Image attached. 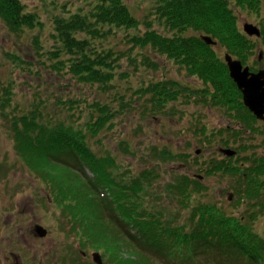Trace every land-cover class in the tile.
Returning a JSON list of instances; mask_svg holds the SVG:
<instances>
[{"label":"trees","instance_id":"trees-1","mask_svg":"<svg viewBox=\"0 0 264 264\" xmlns=\"http://www.w3.org/2000/svg\"><path fill=\"white\" fill-rule=\"evenodd\" d=\"M71 1L73 4L74 0ZM77 1L79 5L74 9L67 8V1L60 5L62 13L52 15L53 44L50 49L40 50L42 58L39 60L48 68L71 73L75 84L94 85L103 93L114 89V97L89 100L82 95L63 98L37 93L29 110L21 108L20 112H15V91L8 81L5 92H0V120L11 125L9 132L15 156H19L30 172L37 173L53 192L56 204L65 209L73 222L72 229L77 231L83 248L88 246L111 258L118 250L125 255L128 253L130 259L122 257L120 264H203L197 254H206L212 249L221 254L238 250L249 259L245 264H264V239L254 228V221L263 212L249 208L241 217L226 214L217 205L192 197L202 183L184 174L168 186L170 191L180 195L178 201L187 211V219L178 211L167 215L157 205L158 190L151 191L152 184L159 178L155 172L159 162L139 172L131 168L121 171L122 167L106 144L91 143V140L99 141L100 133L106 127H113L119 117H126L125 111L130 113L138 107L143 112L151 107V111L158 110L181 95L184 101L195 94L199 99L205 97L211 104L224 108L228 115L239 111L242 120L248 122L253 114L244 106L240 90L214 47L221 46L245 62L256 42L238 29V15L232 3L253 7L256 0H150L142 17L137 16L125 0ZM0 22L8 33L16 36L27 29L43 27L40 15L26 10L22 0H0ZM261 33L264 38V24ZM202 34L216 43H206ZM34 40L38 41L36 37ZM154 55H165L186 68L190 76L202 80V88L189 89L183 83L180 85L183 88H177L175 80L161 78L142 81L136 87L128 85L134 95L118 92L116 81L126 73L124 67L157 69L159 63ZM145 93L148 95L140 98ZM84 115L87 121L82 123L80 119ZM196 131L205 134L204 127ZM97 145L103 150L95 152ZM122 145L124 152L126 148L129 150V144ZM31 149L45 158L44 164ZM160 150L155 147L156 153L160 154ZM162 153L177 157L168 149H162ZM179 154L188 157V154ZM69 158L71 167L80 177L73 183L68 181L71 170L58 165V162L68 164ZM5 164L0 161V170ZM85 167L93 171V181L82 177ZM119 168L122 173L119 176L124 180L117 178L115 171L118 173ZM256 168L260 171L261 164L257 163ZM222 169L225 170V166H213V172ZM253 172L252 168L244 169L248 177ZM256 185L259 188H247L244 192L247 196H239L240 203L245 202L246 197L254 199L260 194L263 184ZM102 190L108 193L106 199L100 196ZM86 201H91V208ZM96 202L108 205L106 209L114 205L119 211L115 218L117 227L109 223L117 233H112L109 239L105 232L111 228L108 229L104 214L100 213L103 208ZM118 217L124 218V225L117 224ZM111 245L114 247H109ZM240 259L239 256L238 261Z\"/></svg>","mask_w":264,"mask_h":264},{"label":"rangeland","instance_id":"rangeland-1","mask_svg":"<svg viewBox=\"0 0 264 264\" xmlns=\"http://www.w3.org/2000/svg\"><path fill=\"white\" fill-rule=\"evenodd\" d=\"M67 1L69 2L67 8L74 9V7L79 5L77 0H74L73 4L71 0H22L26 10L40 15L43 27L33 30L27 29L19 36L8 33L3 28V23L0 22V92H5L3 90L4 87L8 85V81H11L15 91L13 107L15 112H20L21 108L29 110L35 97H37V93H40L44 97L54 94L63 98L65 96L82 95L89 100L109 96L114 97V92L116 91L114 89L103 93L101 89L94 85L75 84L72 81L71 73H67L63 69L54 70L48 68L49 66H45L39 60V58H42L39 55L40 50L50 49V46L53 44L51 38V31L53 30L51 17L54 14L62 13L60 5ZM125 2L139 17H142L143 10L150 4V0H125ZM232 7L238 15L236 22L241 32L247 34L243 29V24L246 22L253 23L261 29L264 24V0H256L253 7L237 5L235 3H232ZM262 35L261 33L259 37H252L256 43L251 48L252 51L245 62L242 61L244 65H248L249 69L253 71L260 68L264 69V54L261 53L264 47ZM35 37L38 41L34 40ZM39 43L42 46L38 45ZM214 50L219 59L223 61L225 60L224 55L230 54L218 45L214 47ZM153 57L159 63L157 69H148L140 66L138 70H134L131 67H124L123 72L126 73L116 81L119 85L118 92L122 91L127 96L134 95L132 90L127 88L128 85L136 87L142 81L147 83L151 79L156 80L161 78L175 80L177 88H183L180 86L182 83L184 86H188L189 89L202 88V80L198 77L190 76L186 68L180 67L179 64L171 61L165 55H154ZM233 58L235 59V57ZM146 95L148 93L143 94L140 98ZM113 103L114 101L112 100ZM151 108L148 112H143L140 107L136 108V110H131L130 113L129 110L125 111L127 113L126 117H119L113 127H106L100 133L99 141L96 140L94 143L91 140V143L106 144L119 167H122L121 171H128L131 168L135 172H139L143 168L154 166L159 162L155 166V172L159 175V178L154 181L151 190H158L156 194L157 205L167 215H171L177 211L183 213L181 215L185 214V220L187 219V211H185V208L178 201L180 195L175 191H170L169 183H176L177 177L184 174H190L191 172L201 173L203 171L202 167L207 165L208 159L220 158V154L214 151L217 141L214 140L211 144L201 143L199 141L203 139L198 135L200 139L197 140V135L193 134V131L203 127L205 128V132L218 130L225 127L228 123L232 124V121L235 119L230 117L224 108L211 104L205 97L199 99L196 94L192 95L190 99H185V101L181 95L175 101H168L165 106L158 110L151 111ZM223 112L227 114L226 117L219 116L224 114ZM80 121L82 123L87 121L85 115ZM254 126L258 132V137L264 140V122L259 121ZM9 129L11 130L10 123L6 125L3 120H0V161L6 162L10 167L5 178L0 181V184L5 183L4 188L0 185V212L2 215V219H0V232L4 230L2 224L9 222L11 229H17L20 232L18 235H21V231L23 230L28 233L30 221L34 219L35 222L42 224L48 230V235L46 238H38L36 240L34 253L29 251L28 256L24 255L26 245L23 243V258L25 261L32 264H37L42 260L49 264H68V262L72 261L63 260L64 255L67 254L70 255V258H75L77 261L82 262L81 260L85 259L81 257V253L84 250H87V255H90L92 250H96L88 246L82 247L77 231L72 229L73 222L67 217L68 213L63 209L62 214V209L53 205V202L48 200L47 196L50 193L53 194V192H50L42 180L33 176L28 166L19 160L18 155L15 156ZM245 132L242 124L238 136H243ZM193 137L195 138L194 140H192ZM189 141L193 143L188 144ZM122 144H129V150L126 148L124 152ZM155 147L161 148L160 154L155 152ZM98 149L100 151L103 150L102 146L97 145L94 151L97 152ZM162 149L171 150L177 157L162 153ZM31 151L34 156L38 155L41 159L39 161H42L44 164L45 158L37 150L31 149ZM248 152L253 161H245L241 158L238 160L236 168L225 167V170H217L213 173V165H215L216 161L209 163V168L211 169L207 171L204 180L198 178L200 183H202V187L198 192L193 193L192 197L201 198L200 200L202 201L215 204L226 214L235 215L236 217H241L249 208H251L249 210L255 209L258 212H263L254 221V228L264 239V208H261L262 205L264 206V170L261 172L264 169V144H259L254 150H249ZM179 153L191 156H179ZM239 154L245 155L246 153L240 152ZM61 157L66 156L61 155ZM53 160L55 161V159ZM70 160L69 158L68 164L66 162H58V165L71 170L72 173L68 181L73 183L78 176L71 167L72 162ZM257 163H260L262 166L260 171L256 168ZM248 167L254 170L253 174L251 173L252 176H249L252 177V180L251 178L248 179L247 176L243 178L244 169ZM231 169L239 172L233 174ZM119 170L120 168L118 169V173L115 171L117 178L124 180L123 176H119V174L122 175ZM1 172L6 173L5 170ZM83 174L84 176L82 177L84 178L88 177L91 180L94 178L93 171L85 169V173ZM31 176L33 179H30ZM81 183L79 182V185ZM256 183H259V186L263 184L260 194L257 193L254 199L246 197V201L240 203L239 196H247L244 192H246L248 187H252ZM75 184L76 182L72 187H75ZM81 185L86 186V184ZM72 190L76 192L75 188H72ZM89 191L86 190L87 193ZM159 194L160 197L158 196ZM100 196H105L103 198L106 199L108 196L107 191L102 190ZM110 201L111 199L109 198ZM260 202L262 205L259 204ZM86 204L90 205V208L92 207L91 201H86ZM96 205L103 208L100 209V213L104 214L105 218L103 217V220L107 223L108 229L111 228V231L105 232V236L109 239L112 237V233H117V230H115L117 227L115 218L119 215V211L114 205L107 209L105 206L108 205L103 203L99 205L96 202ZM23 206H28L29 208L21 210ZM95 212L98 213L97 210ZM121 219L124 220L123 217ZM109 223H113L115 228ZM6 229L7 227H5V231ZM129 229L133 232V228L129 226ZM119 230L122 231V229ZM14 234L17 235L16 233ZM119 235L122 236L120 232ZM0 243L5 248L9 245L10 239H3ZM109 247H114V245ZM216 251V249H212V251L206 254L199 253L197 257L203 264H220V260L222 264H245V260H249L238 250H235L232 253L233 255L228 252L221 254ZM44 253H49V255H43ZM239 256L241 257L240 261H238ZM122 257L127 260L130 259L128 253L125 255L118 250L113 258L105 256V262L107 264H120L119 262L123 260ZM132 258L135 257L132 256Z\"/></svg>","mask_w":264,"mask_h":264},{"label":"flooded vegetation","instance_id":"flooded-vegetation-1","mask_svg":"<svg viewBox=\"0 0 264 264\" xmlns=\"http://www.w3.org/2000/svg\"><path fill=\"white\" fill-rule=\"evenodd\" d=\"M226 112V111H225ZM223 112L224 114H221L219 116H224L226 117L227 114ZM233 114V113H231ZM229 114V116L231 115ZM239 118H234L235 120L232 121V124L228 123L225 127L219 128L218 130H212L210 132H205V134L202 135V141L199 142H204L205 144H211L212 141L216 140V151L217 153L220 154V158H211L208 159L207 165H204L202 167V172L199 174V178L201 180H204L206 177L207 171L210 169L209 168V163L215 162V165H221L225 167H230V168H236L237 162L239 159L243 158L245 161H253L250 157V153L248 152L249 150H254L259 144H264V140H261L258 137V132L256 131V127L254 126L255 124L259 123V120L257 119L256 123L255 122H248L251 123L249 124H243L244 120L241 119V115H239ZM232 117V116H230ZM247 118V117H246ZM264 122V121H263ZM245 129V134L243 136H238V133L240 132V129L242 128ZM193 134L197 135L196 138L197 140L200 139L199 134L196 131H193ZM195 138L193 137L192 140ZM248 142V143H247ZM193 142L189 141L188 144H192ZM215 143V142H214ZM215 148V147H213ZM229 149V150H228ZM246 153L245 155H241L239 153ZM213 165V166H215ZM231 172L233 174L238 173L239 171L231 169ZM194 174L195 172H191ZM244 177V176H243ZM248 179L252 177H247ZM258 184V183H256ZM254 185L253 187L257 188V185ZM254 188V189H255ZM29 208L28 206H23L21 210H26ZM0 219H2L1 213H0ZM31 223L29 224L28 228V233L27 231L23 230L21 231V235H18L20 232L17 229H11L9 227V222L2 224V227H4L3 232H0V242L1 240H6L7 238L10 239V243L7 247H3L2 243H0V264H32L31 262L25 261L23 258V248L24 244L26 245V250L24 252V255L26 254L28 256L29 251H32L34 253V244L38 237L34 235V226L36 225V222L34 219L30 221ZM5 227H7L5 231ZM9 229H11L9 231ZM34 229V230H33ZM21 230V228H19ZM16 233L17 235H15ZM24 243V244H23ZM43 255H49V253H44ZM26 257V256H25ZM81 257L85 258L84 260H81L82 262L77 261L75 258H70V255H64L63 260L64 261H72L68 262V264H95L92 262L90 259V255H87V253H81ZM37 264H49L47 262H44L43 260L38 262Z\"/></svg>","mask_w":264,"mask_h":264},{"label":"water","instance_id":"water-1","mask_svg":"<svg viewBox=\"0 0 264 264\" xmlns=\"http://www.w3.org/2000/svg\"><path fill=\"white\" fill-rule=\"evenodd\" d=\"M243 29L247 35L260 36V29L253 23H244ZM202 39L208 44H214L210 36L202 35ZM229 71V76L242 94L244 105L259 119H264V69L252 72L249 66L243 67L240 60L231 55H224ZM39 234H44V229L37 227ZM95 260L102 264L98 253L94 254Z\"/></svg>","mask_w":264,"mask_h":264}]
</instances>
